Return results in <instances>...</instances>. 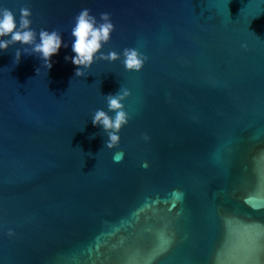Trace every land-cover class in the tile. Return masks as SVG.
<instances>
[{
	"label": "water",
	"instance_id": "1",
	"mask_svg": "<svg viewBox=\"0 0 264 264\" xmlns=\"http://www.w3.org/2000/svg\"><path fill=\"white\" fill-rule=\"evenodd\" d=\"M0 7L69 44L82 9L110 13L104 52L148 57L75 77L70 47L50 71L0 53V264H264V0ZM121 87L130 119L109 149L91 117Z\"/></svg>",
	"mask_w": 264,
	"mask_h": 264
},
{
	"label": "clouds",
	"instance_id": "2",
	"mask_svg": "<svg viewBox=\"0 0 264 264\" xmlns=\"http://www.w3.org/2000/svg\"><path fill=\"white\" fill-rule=\"evenodd\" d=\"M32 11L21 8L19 19L16 13L6 7H0V53L16 45L14 63L18 65L25 55L36 56L48 71L53 67V57L59 55L62 48H71L73 55H65L66 62L75 66V77H85L97 60L108 63L121 61L124 69L139 72L148 57L137 48H125L122 53L115 50L104 52V45L110 42L115 25L110 13H101L99 19L89 9H82L74 18L70 31L71 43L65 41L58 30L41 29L38 33L32 27ZM39 73V68L36 74ZM131 95L129 89L121 87L114 94L105 96L106 108L97 109L91 117L93 127L102 129L106 134V148H113L120 142L119 133L128 124L130 116L126 111L125 101ZM95 138V134L91 137ZM147 138V137H146ZM123 153L114 156L119 163ZM13 233L10 231L9 235Z\"/></svg>",
	"mask_w": 264,
	"mask_h": 264
}]
</instances>
